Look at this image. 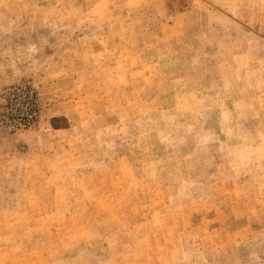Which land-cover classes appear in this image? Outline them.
<instances>
[{
    "label": "rangeland",
    "instance_id": "374dc122",
    "mask_svg": "<svg viewBox=\"0 0 264 264\" xmlns=\"http://www.w3.org/2000/svg\"><path fill=\"white\" fill-rule=\"evenodd\" d=\"M0 264H264V0H0Z\"/></svg>",
    "mask_w": 264,
    "mask_h": 264
}]
</instances>
